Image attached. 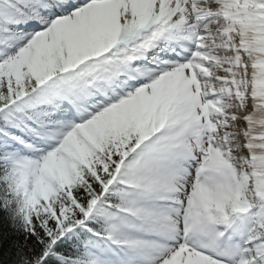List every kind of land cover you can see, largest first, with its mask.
<instances>
[{
	"label": "snow or ice",
	"instance_id": "obj_1",
	"mask_svg": "<svg viewBox=\"0 0 264 264\" xmlns=\"http://www.w3.org/2000/svg\"><path fill=\"white\" fill-rule=\"evenodd\" d=\"M0 264H264V0H0Z\"/></svg>",
	"mask_w": 264,
	"mask_h": 264
}]
</instances>
